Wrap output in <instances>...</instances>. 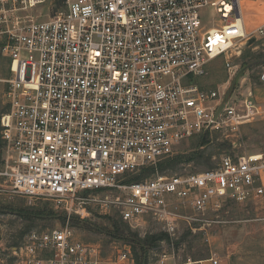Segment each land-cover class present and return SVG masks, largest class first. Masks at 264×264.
<instances>
[{"label": "built area", "instance_id": "1", "mask_svg": "<svg viewBox=\"0 0 264 264\" xmlns=\"http://www.w3.org/2000/svg\"><path fill=\"white\" fill-rule=\"evenodd\" d=\"M45 1L0 0L11 71L0 192L50 197L69 218L89 216L91 206L115 209L132 227L148 217L170 236L181 223L202 229L228 202L264 206V150L225 154L200 172L127 179L206 132H224L240 148L242 125L263 114L251 87L225 101V89L196 79L221 56L233 79L236 43L264 35V26L246 30L240 0H66L49 19L29 13ZM207 6L216 26L203 21ZM15 254L14 264H135L130 246L106 258L69 224L32 231ZM206 262L219 261H196Z\"/></svg>", "mask_w": 264, "mask_h": 264}, {"label": "rangeland", "instance_id": "2", "mask_svg": "<svg viewBox=\"0 0 264 264\" xmlns=\"http://www.w3.org/2000/svg\"><path fill=\"white\" fill-rule=\"evenodd\" d=\"M65 7L66 0H46L29 13L46 20ZM202 18L207 25L219 23V16L212 6L202 10ZM230 63L238 66L233 79L230 80L226 61L221 56L208 65V76L196 78L199 85L205 89L221 87L227 94L251 87L264 108V35L257 34L237 42ZM10 77V60L0 49V117L7 110L4 94ZM241 134L242 145L235 149L221 131L194 136L180 142L174 153L156 167L143 169L127 179L132 182L136 177L144 180L158 175L200 172L214 168L225 154L264 150V112L242 125ZM2 146L0 127V151ZM173 162L176 163L170 165ZM90 209L89 216L72 215L69 218L62 205L50 197L41 196L30 202L21 195L0 192V264H14L15 249L32 231H47L63 224L71 225L83 240L99 242L106 258L114 256L117 247L130 246L135 264L137 257L140 261L143 257V264H197L198 260L212 257L218 259V264H264V206L261 203L228 202L219 211L204 216L202 229L193 231L181 223L174 236L148 217L138 227H132L113 208L100 211L91 206ZM116 225L121 229L119 232L115 230ZM142 244L146 245L144 254Z\"/></svg>", "mask_w": 264, "mask_h": 264}, {"label": "crops", "instance_id": "3", "mask_svg": "<svg viewBox=\"0 0 264 264\" xmlns=\"http://www.w3.org/2000/svg\"><path fill=\"white\" fill-rule=\"evenodd\" d=\"M240 5L248 32L264 26V0H240Z\"/></svg>", "mask_w": 264, "mask_h": 264}, {"label": "trees", "instance_id": "4", "mask_svg": "<svg viewBox=\"0 0 264 264\" xmlns=\"http://www.w3.org/2000/svg\"><path fill=\"white\" fill-rule=\"evenodd\" d=\"M209 132H206V133H204V134H208ZM204 134H202V135H204ZM208 162V161H207ZM176 162H173L172 164H170V165H174ZM209 164V163H208ZM212 167V166H211ZM149 168H151V167H148V169ZM139 180V177H136L135 178V180L134 181H138ZM117 224V223H116ZM117 232H119L121 229L119 228V226L118 225H116V229H115ZM162 238V237H161ZM157 240H160V237H157L156 238ZM141 248H142V252H143V254L146 252V245H141ZM145 260V259H144ZM136 264H143V257H142V261H140V260H138V257L136 258Z\"/></svg>", "mask_w": 264, "mask_h": 264}, {"label": "water", "instance_id": "5", "mask_svg": "<svg viewBox=\"0 0 264 264\" xmlns=\"http://www.w3.org/2000/svg\"><path fill=\"white\" fill-rule=\"evenodd\" d=\"M233 89H234V87H233ZM232 92H233V90H232V91H230V92L228 93V95H227V97H226V100H225V101H227V100L230 98V96H231ZM223 106H224V102H223V103L220 105V107H219V109H218V111H217L216 115H218V114L220 113V111L222 110Z\"/></svg>", "mask_w": 264, "mask_h": 264}]
</instances>
